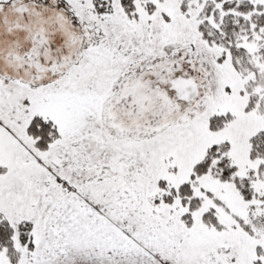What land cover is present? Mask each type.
<instances>
[{"label":"snow or ice","instance_id":"snow-or-ice-1","mask_svg":"<svg viewBox=\"0 0 264 264\" xmlns=\"http://www.w3.org/2000/svg\"><path fill=\"white\" fill-rule=\"evenodd\" d=\"M0 264H264V0H0Z\"/></svg>","mask_w":264,"mask_h":264}]
</instances>
